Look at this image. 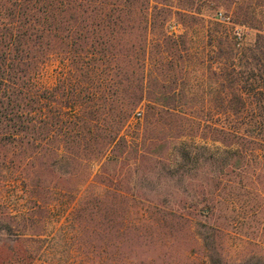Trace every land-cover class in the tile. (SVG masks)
<instances>
[{
	"label": "trees",
	"instance_id": "1",
	"mask_svg": "<svg viewBox=\"0 0 264 264\" xmlns=\"http://www.w3.org/2000/svg\"><path fill=\"white\" fill-rule=\"evenodd\" d=\"M208 4L210 0H0V151L27 155L24 165L37 161L40 169L52 172L63 163L64 152L69 156L64 163L81 166L87 171L83 183H88L94 164L128 146L122 131L132 119L139 120V109L147 117L165 112L184 120L188 113L178 101L185 96L205 101L188 109L203 140L230 149L233 141L225 140L241 138L232 126L235 117H256L255 128L262 132L264 88L245 93L235 86L241 68L237 62L253 51L239 47L242 34H230L225 26L231 19H220L216 12L211 17ZM256 40L264 41V34ZM55 63L63 74H57L51 87L42 86L44 68ZM161 80L189 82L192 88H151ZM252 94L254 107L247 102ZM205 131L213 137L208 139ZM258 142L264 148V139ZM75 151L85 156L82 162L73 158ZM122 204L124 200L111 205ZM162 211L154 221L139 220L184 232L205 251L204 264L254 259L249 254L231 262L217 250L229 235L212 229L194 233L186 217ZM168 244L170 240L164 241L163 247ZM114 247L105 264H157L128 261ZM39 252L30 249L24 257L31 264L38 254H55ZM186 263L194 264L189 257L160 264Z\"/></svg>",
	"mask_w": 264,
	"mask_h": 264
},
{
	"label": "rangeland",
	"instance_id": "2",
	"mask_svg": "<svg viewBox=\"0 0 264 264\" xmlns=\"http://www.w3.org/2000/svg\"><path fill=\"white\" fill-rule=\"evenodd\" d=\"M210 3V16L216 12L229 17L226 29L230 34L239 31V47L253 51L237 62L241 68L235 86L245 93L264 88V41L256 40L264 34V0ZM63 72L58 63L48 65L39 83L51 87ZM188 83L161 80L151 88L189 91ZM202 102L201 96L180 98L178 104L188 113L184 120L165 112L147 117L139 109V120L132 119L122 131L128 146L117 147L103 164H94L88 183H83L87 171L64 163L69 157L64 152L63 163L52 172L40 169L37 161L24 165L27 155L0 151V264H29L24 256L30 249L55 252L38 254L31 264H105L115 245L134 263L189 257L204 264L205 251L184 232L139 220L154 221L163 209L186 217L194 233L212 229L229 235L217 250L231 262L251 254L254 259L243 264H264V148L257 146L264 130H256V117H235L232 126L241 138L226 139L234 143L230 149L203 140L188 112ZM247 102L254 107L257 99L252 94ZM75 153L73 158L82 162L85 156ZM119 200L124 204L112 207ZM166 240L171 244L163 247Z\"/></svg>",
	"mask_w": 264,
	"mask_h": 264
},
{
	"label": "built area",
	"instance_id": "3",
	"mask_svg": "<svg viewBox=\"0 0 264 264\" xmlns=\"http://www.w3.org/2000/svg\"><path fill=\"white\" fill-rule=\"evenodd\" d=\"M218 17H219L220 19H226V20H227V18H225L224 16H222V14H219ZM138 115H139V114H138Z\"/></svg>",
	"mask_w": 264,
	"mask_h": 264
}]
</instances>
